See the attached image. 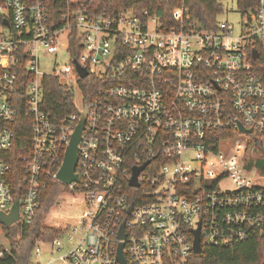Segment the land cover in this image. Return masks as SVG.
<instances>
[{
	"label": "built area",
	"instance_id": "built-area-1",
	"mask_svg": "<svg viewBox=\"0 0 264 264\" xmlns=\"http://www.w3.org/2000/svg\"><path fill=\"white\" fill-rule=\"evenodd\" d=\"M256 1L254 10H238L239 31L225 21L216 28L191 21L184 5L173 10L171 26L147 10L107 16L92 0L0 2V211L17 200V222L35 220L44 179L61 182L57 173L87 110L80 181L66 185L81 198V213L62 227L67 242L35 241L39 257L46 246L49 257L62 252L60 262L40 264H120V243L127 264H192L198 229L202 249L264 232V185L246 175L237 140H251L240 124L264 130V80L253 62V50L264 51V0ZM62 48L65 64L41 69V56ZM21 63L27 75L19 95ZM52 78L65 100L73 95L76 110L62 117L46 110ZM22 99L32 127L16 199L7 155ZM147 161L139 186H131L133 168ZM227 179L233 188L221 186Z\"/></svg>",
	"mask_w": 264,
	"mask_h": 264
},
{
	"label": "trees",
	"instance_id": "trees-1",
	"mask_svg": "<svg viewBox=\"0 0 264 264\" xmlns=\"http://www.w3.org/2000/svg\"><path fill=\"white\" fill-rule=\"evenodd\" d=\"M3 0H0L2 2ZM238 10L247 12L254 10L256 0H236ZM184 5L188 10V18L208 28H216L218 16L223 11V0H92V8L95 12L107 16H115L121 11L132 10L135 14H142L147 10L157 15L165 25L174 26L176 22L172 13L178 6ZM260 57L253 59L257 71L264 80V51L257 46ZM18 74L17 91L19 95L24 93L23 81L26 79V63L15 66ZM92 78L88 79L91 82ZM52 87L46 86L48 103L46 110L52 114L62 117L76 110L72 103V92L68 93L66 100H69L66 107V100L62 83L52 78ZM90 89L88 90V92ZM18 117L13 123L15 131L14 145L9 150L7 161L11 165L9 182L14 189L15 198H18L17 187L22 186L24 175V162L22 156L30 148L32 119L28 116L24 106V99L16 103ZM226 134L228 132H220ZM260 157L256 158V165L264 170V146L261 141L264 137L263 131H252L249 133ZM251 163V161H250ZM45 186L41 190L40 208L37 211L35 220L30 224L17 222L12 226H5L0 223V264H32L31 255L34 251V243L37 239L52 241L61 236L62 229L49 226L44 219L50 208L55 204L60 192L69 188L55 180L45 178ZM16 202V200H15ZM8 240L4 244L2 236ZM192 264H264V232L252 235L246 240L230 246H203L201 254L194 255Z\"/></svg>",
	"mask_w": 264,
	"mask_h": 264
},
{
	"label": "rangeland",
	"instance_id": "rangeland-1",
	"mask_svg": "<svg viewBox=\"0 0 264 264\" xmlns=\"http://www.w3.org/2000/svg\"><path fill=\"white\" fill-rule=\"evenodd\" d=\"M223 11L218 16V21H225L230 23L231 25L235 26V30L239 31L240 23L243 21L240 13L238 12V6L236 0H223ZM62 42L66 45L68 41V31H65L62 34L61 38ZM65 45L63 47H65ZM68 55L65 49H61L58 54H48L41 56V69L43 70H52L55 61L58 62L57 65L65 64ZM247 135L245 134H238L237 140L240 141V145H238L241 149V153L246 152L245 154V161L247 166V173L246 175L252 179L254 185L263 186L264 185V170L259 169L256 165V158L260 157V155L256 152L255 146L253 145L252 139L250 137V143L248 144L245 140ZM263 146H264V137L261 139ZM234 142L230 145H223V150L228 153H232ZM251 161V163H250ZM223 188H233L234 184L230 179L224 180L221 183ZM77 194H74L71 190H63L60 192L58 199L56 200L55 204L50 208L48 213L45 216V223L49 226L58 227L62 229L64 225L73 226L77 222V217L81 213L80 205H81V198H76ZM2 236V241L4 244H8V240ZM68 235H61L60 239L65 243L68 241ZM75 243L69 244V248L73 247ZM49 246H46L43 249V253L40 257L35 255V252H32L31 255V262L32 264H40L43 262L52 259L56 262H60L59 256L62 252H55L51 257H49L48 253Z\"/></svg>",
	"mask_w": 264,
	"mask_h": 264
},
{
	"label": "water",
	"instance_id": "water-1",
	"mask_svg": "<svg viewBox=\"0 0 264 264\" xmlns=\"http://www.w3.org/2000/svg\"><path fill=\"white\" fill-rule=\"evenodd\" d=\"M253 56L255 58H259L260 52L257 49H254ZM78 68L82 76L87 75V70L85 68H81L79 65H78ZM86 113H87V110L83 113V118L72 136L71 143L68 146L67 151L65 153L63 164L57 173V178L61 182H63L65 185H70L73 182L80 181L79 175L75 172V170H76L77 161H78L79 142L82 137V130L84 129ZM239 128L242 132H251V129H247L241 124ZM148 163L149 161L145 162L142 166H135L133 168V176L130 182L131 186H139L138 175ZM18 220H19V206H18L17 200L9 213L0 211V223L1 224L9 227L15 224ZM195 233H196V238H195V244H194V251L197 254H201L203 249H202L201 242H200L199 229L196 230ZM124 236L125 234L122 228V231L119 237H124ZM118 258H119L120 264H127L126 259L123 255V243H120L119 245Z\"/></svg>",
	"mask_w": 264,
	"mask_h": 264
}]
</instances>
